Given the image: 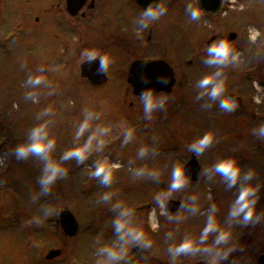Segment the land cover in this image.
I'll list each match as a JSON object with an SVG mask.
<instances>
[{
	"label": "rangeland",
	"instance_id": "374dc122",
	"mask_svg": "<svg viewBox=\"0 0 264 264\" xmlns=\"http://www.w3.org/2000/svg\"><path fill=\"white\" fill-rule=\"evenodd\" d=\"M67 29L69 17L64 0H0V223L7 225L18 220L16 216L23 218L20 221L30 216L45 226L55 209L70 211L79 224L78 233L69 237L58 228L53 247L60 250L59 258L52 262L41 258L37 264H214L216 252L222 254L230 248L228 256L215 264H257L264 252V215L260 225L257 221L245 224L243 213L231 217L230 212L240 191L252 187L256 189V215L264 213L261 131L210 122L215 117L211 113L206 122L185 125L189 123L183 122L175 103L169 108L168 123L160 118L152 127L145 119L134 126L137 136L124 135L126 138L120 142L105 140L113 137L110 128L115 113L124 110V102L136 105L137 99L126 97L125 88L129 86L124 81L114 80L104 88H93L73 75L75 67H69L66 41L69 35L64 32ZM252 30L257 31L251 27ZM176 53L170 45L175 72L179 65ZM122 67L109 65L108 72H119ZM197 73L205 71L196 70L191 75ZM201 74L198 83L203 79ZM37 79L40 83L31 82ZM175 93L168 96L171 101ZM257 96L259 104L263 95ZM163 107L161 103L153 109L160 113ZM41 126L55 141L49 159L65 170L47 193L40 183L46 161L33 154L19 158L16 152L20 145L32 142V130ZM206 134L213 137V143L197 154L191 146ZM86 146L83 161L76 157L63 159L67 151ZM190 154L200 165L202 176L196 182L185 178L184 185L174 189L173 171L178 166L183 168ZM224 159L234 160L241 169L231 187L230 180L214 168ZM101 161H119L123 165L113 170L110 183L92 175ZM167 200H186V204L169 214L164 206ZM152 214L157 221L155 229ZM210 219L217 228L204 237ZM118 220L125 224L119 231ZM248 225L259 227L253 236L249 234L252 241L243 255L235 251L234 243ZM129 229L141 231L143 240L131 239ZM221 231H228L230 239L216 244ZM12 236L0 228V252H6L2 250ZM185 240L193 241L198 250L177 254L176 249ZM23 243L19 240L20 245ZM122 248L124 252L118 260H111L104 251ZM6 263V258L0 261Z\"/></svg>",
	"mask_w": 264,
	"mask_h": 264
},
{
	"label": "flooded vegetation",
	"instance_id": "af4514ba",
	"mask_svg": "<svg viewBox=\"0 0 264 264\" xmlns=\"http://www.w3.org/2000/svg\"><path fill=\"white\" fill-rule=\"evenodd\" d=\"M67 2L68 0H64L69 29L64 32L69 35L66 38L69 44V67H75L71 73L93 87L81 78L80 66L95 60L101 64L100 57L107 56L110 66H123V70L111 74L107 67V81L104 85L93 88H104L111 81L120 80L129 86L125 88L126 97L134 96L137 99L136 105L131 101L127 105L124 102V110L115 113L110 128L114 132L113 137L105 140L116 139L120 142L126 138L124 135L137 136L134 126L145 119L150 120L152 127L160 122V118L164 119V124L168 123L169 108L175 103L183 122L189 123L185 125L206 122L207 115L211 113L215 117L213 120L211 117L210 122L214 121L216 124L241 125L242 128L249 127L253 131L264 128V0H69V12ZM190 6L201 9L199 19L191 18ZM150 7H163L165 11L159 18H146L144 13ZM251 27L260 33L253 42L249 35ZM220 40H226L232 45L233 55L237 59L225 65L209 64L211 54L208 48ZM170 45L177 52L179 65L176 72L169 56ZM89 51H96L97 57L86 59L85 54ZM152 61L167 63L173 70L175 80L169 93L160 91L153 94L154 97L163 99L161 101L165 109L160 113L157 108L144 113L142 95H135L127 83L130 77L128 67L132 63ZM196 70L205 73L192 76L191 73ZM216 72L220 75L214 77V80L224 82V92L218 97H212L209 94L211 85L207 89L201 88L197 78L200 77L199 74L204 78L214 76ZM173 93L176 98L171 101L168 96ZM259 93L263 97L256 104L255 98ZM226 98L231 99L235 105L231 111L221 107V102ZM139 102L143 104L139 105ZM128 105L130 109L126 110ZM166 105L170 106L167 108ZM201 116L205 119H196ZM124 118L130 123L127 124ZM190 158L191 154L188 161ZM110 164L120 166L113 170L123 168L119 161ZM179 201L181 206L186 204V200ZM216 207L222 213L219 202H216ZM59 211L61 210H54V215L45 226L30 216L24 218V221L16 216L15 219L18 220L8 222L7 225L0 223V228L13 235L7 250H2L6 252H0V261L6 258V264H37L41 262V258L46 262L59 258L46 259L49 252L57 250L53 246L57 243L58 228L62 232ZM257 215L261 218L264 213L260 211ZM257 223L260 225L261 221L258 220ZM258 225L245 226L248 230L234 243L236 252L245 255L247 246L252 241L249 234L253 236ZM19 240L24 242L23 245L19 244ZM262 254L264 252L260 255Z\"/></svg>",
	"mask_w": 264,
	"mask_h": 264
},
{
	"label": "clouds",
	"instance_id": "9594fccd",
	"mask_svg": "<svg viewBox=\"0 0 264 264\" xmlns=\"http://www.w3.org/2000/svg\"><path fill=\"white\" fill-rule=\"evenodd\" d=\"M191 7V18L193 20L199 19L201 15V9L198 7ZM165 9L163 7L152 8L150 7L145 13L144 16L146 18L156 19L159 18ZM145 26L146 23H145ZM260 33L252 30L250 32V39L255 41L257 37H259ZM233 47L232 45L226 40H220L213 43L209 48L208 52L211 54V59H209V64H220L225 65L230 61H234L237 59L236 56L233 55ZM96 51H89L85 54L86 59L92 60L97 57ZM101 66L104 69H107L109 66V58L107 56L100 57ZM220 75L219 72H216L214 76H206L199 81V86L201 88L207 89L209 85H211L209 94L212 97H218L224 92V82L215 81L214 77H218ZM33 83H40V80L37 79L35 81H31ZM142 100L144 103L145 111H151L154 107L158 104H161L162 101L157 100L150 91L145 92L142 94ZM221 107L224 109L231 111L235 105L231 99H224L221 102ZM86 126V125H85ZM83 129H81L82 131ZM261 134L264 135V128L261 130ZM79 135V133H78ZM31 143L26 145H20L17 149V155L19 158H26L29 154L40 156L42 159L46 161L44 174L41 177L40 183L43 186V191L47 193L51 186L54 184L58 177H61L65 174V170L60 166L59 163L49 159V153L52 151L55 141L53 139L48 138L47 132L44 130V126L38 127L33 129L30 134ZM213 143V137L210 134H206L200 137L192 144V148L197 152V154L202 153L206 148H208ZM86 148H75L73 150L67 151L63 159H68L69 157H76L78 160L83 161L85 156L87 155ZM120 166L118 164L111 165L107 161H101L98 166L96 167L95 171L92 172L93 176L101 177L104 183H110L112 176H113V169H118ZM215 171L222 175L223 177L230 180L229 186H233L236 184L237 180L240 177L241 169L237 166L236 162L231 159H224L218 161L215 166ZM249 178H251V173L248 174ZM185 183L184 177V170L182 167H176L173 171V183L172 188H179L182 187ZM256 189L252 187L243 188L237 199L235 200L234 207L230 212L231 217H236L239 214L243 213V222L245 224L249 222H255L260 219L258 215H256V199L254 197ZM255 217V220H254ZM117 230L123 229L125 224L120 222L119 220L116 221ZM155 229V225L153 226ZM217 225L213 220L210 219L208 226L204 229V237L208 235L209 232L215 231ZM130 238L136 241L143 240V233L141 231H135L129 229ZM230 239V233L228 231H221L216 239V244L226 243ZM127 243V241H125ZM194 250L193 241L185 240L180 246L176 249L177 254L179 253H186L191 252ZM209 249H204V251H208ZM107 252L109 258L111 260H118L122 258L124 249L116 250V249H104ZM232 249H228L227 251L223 252L222 254L218 251L216 252L215 261L220 259H225L229 252Z\"/></svg>",
	"mask_w": 264,
	"mask_h": 264
},
{
	"label": "water",
	"instance_id": "95a60500",
	"mask_svg": "<svg viewBox=\"0 0 264 264\" xmlns=\"http://www.w3.org/2000/svg\"><path fill=\"white\" fill-rule=\"evenodd\" d=\"M68 12H69V0ZM130 77L127 82L131 85L135 95H142L150 91L153 94L160 91L169 93L174 85V76L172 68L163 61L136 62L128 68ZM80 76L90 83L93 87H100L107 81L105 69L98 61H88L80 66ZM201 167L194 157L184 167L185 178L189 181H196L201 176ZM181 205V202L168 200L166 209L168 213H175ZM59 222L63 233L66 236L73 237L79 231V224L75 217L66 210L60 212ZM60 255V250L49 252L46 259L50 260ZM257 264H264V254L261 255Z\"/></svg>",
	"mask_w": 264,
	"mask_h": 264
},
{
	"label": "bare ground",
	"instance_id": "6f19581e",
	"mask_svg": "<svg viewBox=\"0 0 264 264\" xmlns=\"http://www.w3.org/2000/svg\"><path fill=\"white\" fill-rule=\"evenodd\" d=\"M151 224H152V226L155 225V227H156L157 221H156L154 214L151 215Z\"/></svg>",
	"mask_w": 264,
	"mask_h": 264
}]
</instances>
